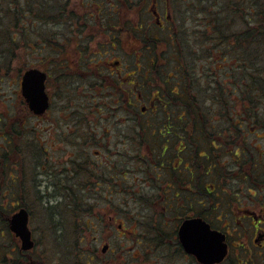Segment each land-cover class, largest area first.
I'll return each instance as SVG.
<instances>
[{"label": "flooded vegetation", "instance_id": "af4514ba", "mask_svg": "<svg viewBox=\"0 0 264 264\" xmlns=\"http://www.w3.org/2000/svg\"><path fill=\"white\" fill-rule=\"evenodd\" d=\"M78 1L75 7L68 2L69 21L67 16L58 24L70 31L67 40L75 46L71 55H57L67 59L64 69L86 74V109L122 112L121 125H133V150L120 132L119 154H69L55 186L63 195H55L59 205L73 208L74 223L53 215L39 233L77 237L70 251L58 253L59 264L95 263L98 249L86 238L104 240L101 252L111 255L109 264H205L193 253L195 245L204 249L205 236L210 250L220 249L221 237L226 245L224 259L213 264H264V154L247 146L251 136L264 135V96L253 95L264 88L238 78L234 54L229 78L221 80L226 56L206 54L191 32L195 27L187 25L190 13L179 11L175 0ZM230 34L234 51L235 27ZM174 36H180L182 55L175 54ZM123 46L134 50L125 54ZM203 68L212 83L202 78ZM49 79L48 73L47 92ZM88 137L95 138L93 131L84 132ZM145 141L149 151L142 153ZM13 215L7 217L10 244H0V264H44L40 254L34 256L38 241L30 216L34 246L25 250L10 228Z\"/></svg>", "mask_w": 264, "mask_h": 264}, {"label": "rangeland", "instance_id": "374dc122", "mask_svg": "<svg viewBox=\"0 0 264 264\" xmlns=\"http://www.w3.org/2000/svg\"><path fill=\"white\" fill-rule=\"evenodd\" d=\"M73 1L74 3L72 5L75 7V3H79V1ZM182 1L184 5L181 6V9L184 8L186 10L183 12L190 13L187 25L190 27L197 26V21L201 19L199 10L202 5L204 6V1L203 3H199V0H196V2H194V0H192V2L191 0ZM163 2L164 1L161 0L160 4L164 5ZM196 3L200 7H196ZM211 4H213V2L205 4V6H208V12H213V9H211L212 7H210ZM150 5H152V3ZM179 11L176 9L174 14H178L176 12ZM176 21L181 23L180 17H178ZM234 27L232 26L233 31ZM58 28L61 29V27ZM58 28L56 29L51 24L41 31L46 38L52 37L54 43L57 41V35L60 34V36L58 35L60 37L59 41L63 46L59 45L57 48L55 45L54 53L45 50L43 55L40 53L30 55L25 53L21 54L13 60L11 65H7V68L2 69L0 72V200L2 206H4L2 210L6 208V210L1 213L3 218H1L0 223V244H10V234L8 230L5 231L8 226L7 217L13 215L20 208H25L30 213L32 231L34 229V238L38 241V247L34 256L37 257V255L40 254V259L41 257L42 259L44 258V264H59L60 262L57 260L58 253L64 252L66 247L67 250L70 251L74 242L77 241V237L72 238L73 236L71 235L61 239L50 236L45 232L42 233V235L39 234L46 226L44 222L52 219L53 214H57L61 219L73 222V208L70 207L69 203H62V205H59L62 199L60 198L59 200V197L56 195H63V191H60V188H55V186L61 182V178L65 176V172H58L69 166V154H85V152H87L93 156L95 154H109V157H112L114 154H119L122 151V143L118 140L120 132H123L124 137L122 136V138H124V140L126 139L129 148L133 150L131 146L134 133L133 125H121V118L123 116H119V114L122 115L123 113L115 114V112L112 111L100 112L101 114H99V111H90L86 109L84 105L89 101L91 96L89 92L84 93V89L81 85L82 81L84 79L86 80L84 77L86 74L82 72H75L73 74V72L64 69L67 59L63 62H61V58L58 59V63L60 64L57 66L52 64L57 54L64 55L66 50H68L67 55H71L70 51L73 48L72 46H75V42L72 41L71 43L73 45H69L67 40V38H73L70 31L63 28L59 30ZM204 46L205 48L207 47L206 43ZM57 49L58 53L56 51ZM122 50L123 53L128 54L134 49L123 46ZM222 50L226 52L225 47ZM237 51L238 49L235 48L234 51L229 50L230 53L228 55L221 53L220 56L222 58L226 56L225 65H227L225 71H218L219 75L222 77L224 76L221 80L226 77L229 78V55L234 54L235 56L233 57L237 63L239 58ZM183 54L188 56L189 50H185ZM213 56H217V54H213L210 57ZM186 60L189 61V58H186ZM170 64H172V68L170 67L168 70L173 72L176 64L174 61L170 62L169 65ZM238 66L239 64H237V70ZM30 67L46 71L50 75L48 92L51 97V107L48 113L42 118H37L29 111L21 93L20 84L22 77L25 71L30 69ZM203 71L204 68L200 70L202 78L207 83H212V78H204ZM87 76L88 79L91 80L90 75ZM194 79L196 80V77H194ZM204 86L208 85L204 82ZM146 103L147 102H144V105ZM260 114L264 118V112L260 111ZM141 117L146 118L143 116ZM124 118L126 117L124 116ZM263 118L262 123H264ZM90 131H93L95 138L90 140L88 137L85 139L84 132L90 133ZM79 135H81V138ZM259 135L264 136L261 134ZM259 135L251 136L247 146L256 149L258 153L264 154V139L257 138L260 137ZM15 138L17 140H13ZM11 140L13 148L14 146L16 147V151L10 150L9 153L6 154L4 153V149L9 147L8 143ZM260 143L263 144L262 149L260 148ZM85 144H87V146H85ZM125 150L129 151L127 145ZM144 151L146 153L149 151L148 141H145L141 148V152L144 153ZM55 168H57L56 173H54ZM50 197L52 199L51 201H49ZM17 201L21 202L20 206L12 207L11 203L17 204ZM2 235L4 236L3 239L1 238ZM85 240L88 242V245L92 244L95 249H98V252L96 251L94 254L96 255V262L93 264H109L111 255L105 256L101 252L105 243L104 240L101 238L96 240L86 238ZM117 241L118 240L114 238L109 242L114 248ZM83 245L84 243L82 246ZM130 256L131 255H129V257Z\"/></svg>", "mask_w": 264, "mask_h": 264}, {"label": "trees", "instance_id": "16d2710c", "mask_svg": "<svg viewBox=\"0 0 264 264\" xmlns=\"http://www.w3.org/2000/svg\"><path fill=\"white\" fill-rule=\"evenodd\" d=\"M69 1L0 0V72L2 69H6L7 65H11L13 60L21 54L40 53L43 55L45 50L54 53L55 43L52 37L46 38L41 31L51 24L57 29L61 20L62 22L67 21V16L69 21ZM175 1L177 9L181 10V6L184 5L183 1ZM203 1L204 6L202 5L199 10L201 19L197 21V23H203V26H195V29L192 28L194 31L191 32L198 36L203 44L206 43L208 50L206 54L211 56L220 52L228 55L232 47L230 43L232 34L230 33L233 29L232 26H235V48L238 49L237 55L239 56L237 76L240 79L249 77L247 80L251 81L252 86L263 87L264 0H199V3H203ZM208 2H213L210 6L213 12L207 11L208 6L205 4ZM195 6L200 7L197 3ZM174 38L179 40L174 44L177 49L175 54L182 55L183 47L179 39L180 36H174ZM224 47L226 52L222 50ZM194 54H196L195 49ZM58 59L60 58L56 55L52 64L57 66ZM215 85H217V81H215ZM253 95L264 96V93L259 92ZM253 102L256 100L253 99ZM8 146L4 149V153L8 154L10 150L16 151V147L13 148L12 140ZM2 207L4 206L0 200V215L6 210V208L2 210ZM53 215L58 217L57 214Z\"/></svg>", "mask_w": 264, "mask_h": 264}, {"label": "water", "instance_id": "95a60500", "mask_svg": "<svg viewBox=\"0 0 264 264\" xmlns=\"http://www.w3.org/2000/svg\"><path fill=\"white\" fill-rule=\"evenodd\" d=\"M47 74L40 69L32 68L25 72L21 81V93L30 111L36 116H42L50 107V99L46 90ZM29 213L26 209H20L11 220V230L23 241V248L31 250L34 246L31 232L28 228ZM210 237L201 238L205 244L204 249L198 251L197 245L193 246L195 253L205 264H213L222 261L226 256V245L224 239H220V249L218 245L209 249ZM218 240V239H217ZM218 242V241H217ZM214 246V245H212ZM191 247V246H190Z\"/></svg>", "mask_w": 264, "mask_h": 264}]
</instances>
